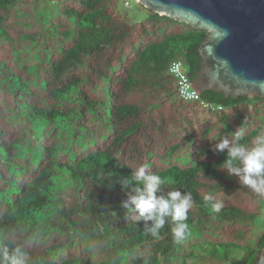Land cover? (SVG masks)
I'll return each mask as SVG.
<instances>
[{"label": "trees", "instance_id": "16d2710c", "mask_svg": "<svg viewBox=\"0 0 264 264\" xmlns=\"http://www.w3.org/2000/svg\"><path fill=\"white\" fill-rule=\"evenodd\" d=\"M121 2L0 0V248L27 264H258L264 196L213 148L240 128L252 147L264 99L185 100L171 68L194 82L209 33L144 7L131 23ZM140 166L192 194L179 244L121 208Z\"/></svg>", "mask_w": 264, "mask_h": 264}, {"label": "water", "instance_id": "95a60500", "mask_svg": "<svg viewBox=\"0 0 264 264\" xmlns=\"http://www.w3.org/2000/svg\"><path fill=\"white\" fill-rule=\"evenodd\" d=\"M145 9L207 31L196 92L264 99V0H136ZM264 264V250L259 263Z\"/></svg>", "mask_w": 264, "mask_h": 264}, {"label": "clouds", "instance_id": "9594fccd", "mask_svg": "<svg viewBox=\"0 0 264 264\" xmlns=\"http://www.w3.org/2000/svg\"><path fill=\"white\" fill-rule=\"evenodd\" d=\"M242 136L243 131L240 128L234 134L233 140H221L215 144L213 151L223 153L227 150V159L220 165L221 169L228 176L238 178L242 186L264 196V131L255 137L250 148L239 143ZM132 177L139 186L132 187L131 191L127 192V198L122 201L121 208L127 210L137 223L143 221L145 233L153 237H157L160 229L169 223L173 240L179 244L189 229L185 221L192 208V194L179 190L164 193V180L159 175L150 173L147 166H140L132 172ZM127 184V179L121 180L122 187ZM211 200L212 197H205L206 202ZM222 207L220 202L212 203L215 212H219ZM26 256L20 247L11 252L7 246L0 248V264H27Z\"/></svg>", "mask_w": 264, "mask_h": 264}, {"label": "rangeland", "instance_id": "374dc122", "mask_svg": "<svg viewBox=\"0 0 264 264\" xmlns=\"http://www.w3.org/2000/svg\"><path fill=\"white\" fill-rule=\"evenodd\" d=\"M129 2L130 6H125V3ZM120 14L129 20L131 23H139L144 21L148 17V12L143 8V6L136 0H122L119 6ZM264 218H261L256 225L255 234H259L263 226Z\"/></svg>", "mask_w": 264, "mask_h": 264}, {"label": "built area", "instance_id": "2783aa9c", "mask_svg": "<svg viewBox=\"0 0 264 264\" xmlns=\"http://www.w3.org/2000/svg\"><path fill=\"white\" fill-rule=\"evenodd\" d=\"M125 5L129 6L130 3L126 2ZM171 73L177 78L179 91L185 100L195 101L200 99L201 95L191 85L193 82L187 76L181 63L175 62L171 68Z\"/></svg>", "mask_w": 264, "mask_h": 264}]
</instances>
